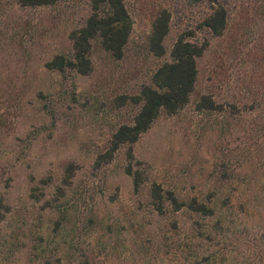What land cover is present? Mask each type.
Listing matches in <instances>:
<instances>
[{
  "label": "rangeland",
  "instance_id": "obj_1",
  "mask_svg": "<svg viewBox=\"0 0 264 264\" xmlns=\"http://www.w3.org/2000/svg\"><path fill=\"white\" fill-rule=\"evenodd\" d=\"M220 5L228 18L216 37L204 27L207 4L127 0L125 58L95 43L93 70L81 76L46 64L72 55L88 0L37 8L0 0V264H264V0ZM163 11L171 21L160 59L148 46ZM181 35L207 49L189 103L162 113L133 146L144 178L137 193L129 146L109 164L96 161L133 123L140 107L131 98ZM203 97L214 109H197ZM154 184L214 214L170 204L160 214Z\"/></svg>",
  "mask_w": 264,
  "mask_h": 264
},
{
  "label": "trees",
  "instance_id": "obj_2",
  "mask_svg": "<svg viewBox=\"0 0 264 264\" xmlns=\"http://www.w3.org/2000/svg\"><path fill=\"white\" fill-rule=\"evenodd\" d=\"M66 0H19L23 7L37 8L57 5ZM90 15L79 29L70 34L73 52L70 57L59 55L46 64L52 72L66 75L75 72L88 76L93 70L92 51L95 43L109 53L115 60L121 61L126 56V50L133 31V20L127 10V0H88ZM195 5L207 4L213 13L204 27L216 37L224 34L228 13L220 5V0H191ZM171 16L167 11L159 14L153 25L148 50L157 58L167 55L165 40L170 33ZM191 37V36H189ZM192 38V37H191ZM187 39L181 35L170 52V61L165 62L154 73L152 83L142 87L139 96L131 101L140 107L131 125H122L112 136L108 149L99 155L96 167L111 163L119 150L129 146L126 169L127 175L133 178L135 192H139L144 178L140 170L134 169L133 146L147 133L162 113L175 115L181 111L190 100L198 81V61L206 52L207 44ZM215 104L209 97H203L197 109L212 110ZM151 200L155 210L164 214L167 204L174 211L188 209L204 216L214 214V209L197 199L180 200L172 191L165 192L161 185L154 184L151 189Z\"/></svg>",
  "mask_w": 264,
  "mask_h": 264
}]
</instances>
